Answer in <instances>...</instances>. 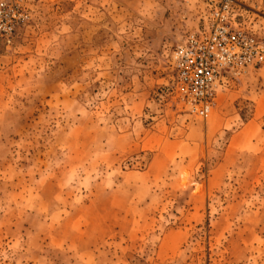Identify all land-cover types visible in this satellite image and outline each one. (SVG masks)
Masks as SVG:
<instances>
[{
    "label": "rangeland",
    "instance_id": "374dc122",
    "mask_svg": "<svg viewBox=\"0 0 264 264\" xmlns=\"http://www.w3.org/2000/svg\"><path fill=\"white\" fill-rule=\"evenodd\" d=\"M230 3L263 63L206 118L170 54ZM0 44V264H264V0H28Z\"/></svg>",
    "mask_w": 264,
    "mask_h": 264
},
{
    "label": "built area",
    "instance_id": "2783aa9c",
    "mask_svg": "<svg viewBox=\"0 0 264 264\" xmlns=\"http://www.w3.org/2000/svg\"><path fill=\"white\" fill-rule=\"evenodd\" d=\"M28 0H0V44L8 47L29 20ZM230 3H212L201 25L187 33L170 54L173 82L195 117L206 118L226 75L263 63V48L238 22Z\"/></svg>",
    "mask_w": 264,
    "mask_h": 264
}]
</instances>
